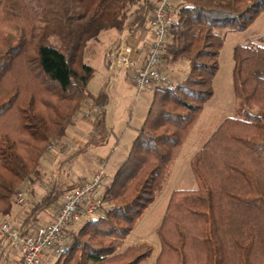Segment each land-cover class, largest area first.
<instances>
[{
    "label": "trees",
    "instance_id": "1",
    "mask_svg": "<svg viewBox=\"0 0 264 264\" xmlns=\"http://www.w3.org/2000/svg\"><path fill=\"white\" fill-rule=\"evenodd\" d=\"M152 0H0V218L26 183L40 181L48 146L62 140L84 104L106 107L107 84L88 92L94 68L82 60L101 32L144 27ZM264 12V0H179L161 53L187 62L184 80L155 89L125 159L105 186L101 214L69 231L54 264H140L152 249L117 253L154 202L192 126L212 98L224 37L243 33ZM234 97L243 105L222 120L190 160L196 182L169 198L156 233L155 264H264V45L232 50ZM22 73L35 93L8 79ZM44 101V102H43ZM13 122L12 124L9 122ZM105 130V112L96 120ZM73 187V186H72ZM70 186V188H72ZM54 187L23 222L58 208ZM130 254V256H129Z\"/></svg>",
    "mask_w": 264,
    "mask_h": 264
},
{
    "label": "rangeland",
    "instance_id": "2",
    "mask_svg": "<svg viewBox=\"0 0 264 264\" xmlns=\"http://www.w3.org/2000/svg\"><path fill=\"white\" fill-rule=\"evenodd\" d=\"M217 33L225 39L218 58L219 69L212 84L213 96L205 104L201 114L179 148L178 154L172 162L165 182L160 192L156 195L154 202L145 210L143 216L135 224L133 232L119 244L116 251L120 253L132 247L133 249L128 251L131 254L136 248L141 247V245L151 247V257L142 261L140 264H155L156 262L157 255L160 251V242L156 230L160 225L171 194L177 190H192L196 188V182L190 168L192 156L201 148L205 140L222 120L227 117H235L238 111L243 109L242 103L233 94L232 50L236 44L264 45V12L258 16L255 22L244 33L229 32L226 30ZM100 36L102 35L100 34ZM109 43L106 37L101 39L100 44L98 39L96 41H90L83 51V62L92 66L95 70L94 76L88 84L87 89L89 93L97 92L101 82L104 80V75L106 74L104 60L106 67L107 62L103 55L105 52L112 53L111 49L108 48ZM104 47L106 48L104 49ZM162 68L171 79L170 85L182 82L188 72L187 62L182 59L174 64L164 62ZM8 79L27 85L35 93L36 100H39L37 87L28 85L31 81L26 75L15 72ZM111 91L112 99L106 116L108 128L106 129L105 127L104 132L99 127H93L91 125L96 124V120L106 111L108 105L104 108L93 106L88 102L74 116L72 125L66 131V134H72V136L74 135L79 139V144H71L62 139L60 141H53L48 146L39 165L40 181L36 182L33 186L26 183L19 190L23 191L25 200L20 205L22 210L19 220L12 222L15 223V227L22 230L28 228V225H22L21 219L30 214L29 211L32 206L41 200L44 193L54 190L53 186L56 188L59 186L64 191L66 188H70V186L80 185L85 182L84 178L81 177V173L89 167L88 161L78 160L82 155L85 156V153L71 161L70 157L76 153L84 141L96 138L103 133L105 134V140L93 151L94 155L98 156L96 158L98 159V163H95V166H100L103 160H109L106 164V171L109 175V182L111 181L117 166L127 156L130 146L136 137L135 130L142 124L152 98V95L146 93L136 96L134 87L131 84H125L115 92L114 89ZM9 123L12 124L13 122L11 121ZM77 123L85 124L88 128L85 126L84 128H79ZM111 127L113 129L112 132L110 130ZM116 141H118L117 145ZM115 147L116 149L114 150ZM15 205H17L16 202ZM109 205L110 203L104 202V209H107ZM0 221L9 220L0 218ZM30 224L39 225L40 223L38 224L35 220H31ZM135 238H145V240L140 241L135 240ZM57 258L47 255L42 259L41 264H54Z\"/></svg>",
    "mask_w": 264,
    "mask_h": 264
},
{
    "label": "built area",
    "instance_id": "3",
    "mask_svg": "<svg viewBox=\"0 0 264 264\" xmlns=\"http://www.w3.org/2000/svg\"><path fill=\"white\" fill-rule=\"evenodd\" d=\"M178 3L179 0H156L146 21L150 42L143 58L133 57L135 50L126 43H120L112 53H104L110 74L117 70L132 72L136 96L153 94L156 88L171 84V79L161 70V53L169 29L176 21ZM108 183L109 175L105 167H101L89 181L63 191L61 203L51 221L30 225L24 230L10 221H0V238L18 250V264H41L47 255L58 256L69 239L70 230L101 214L104 188ZM24 200L23 191H18L16 204L21 205Z\"/></svg>",
    "mask_w": 264,
    "mask_h": 264
},
{
    "label": "crops",
    "instance_id": "4",
    "mask_svg": "<svg viewBox=\"0 0 264 264\" xmlns=\"http://www.w3.org/2000/svg\"><path fill=\"white\" fill-rule=\"evenodd\" d=\"M152 1L155 4L156 0H152ZM100 34L102 36L99 35V37H98L99 44L101 42V39L106 37V40L110 42L108 44V46H109L108 48H110L112 52L114 51V48L117 47L120 43L129 44V45L133 46V48L135 50V54L133 55V57H135V58L139 57V56L141 58H143L145 56V54L147 52V48H148L149 42H150V36H149V34H148L147 30H146V24L144 25V27L136 29V30H132V31L124 30L122 32H117L115 30H108V31H103ZM225 37H226V35H225ZM105 48L106 47H104V49ZM101 52H102V50H101ZM103 56H102V58L104 59ZM104 66L106 68V71H105L106 74L104 75V80L101 82L98 90L104 84H107V91H108L109 104H110V101L112 99V96H111V92H112L111 90L112 89H114V92H115L118 88L122 87L125 84H131L132 85V77H131L132 72L130 70H118V71H114L112 74H110L108 69H107V67H106L105 60H104ZM98 90H97V92H98ZM97 92L92 93V94H96ZM149 95H151V94H149ZM109 104H108V106L106 108V111H105V127H106V129L108 128L107 119H106L107 117L106 116H107V111H108ZM77 124H78L79 128H84V126L86 128H88V126L85 125V124L84 125L79 124V123H77ZM91 126L98 127L96 124H92ZM110 130H111V132L113 131L112 127L110 128ZM101 131L104 132V130H102V129H101ZM104 137H105V134L103 133V134L99 135L96 138H92V139H90L88 141L87 140L84 141L83 145L80 148H78L76 153H74L70 157L71 158L70 161H71V160L79 157L81 154L85 153V156L82 155L81 157L78 158V160H85V161L87 160L88 161V166L89 167L86 170H83L82 173H81V177L84 178L85 182L89 181L91 179L92 175L97 170H99L101 167H105V169H106V164L109 162V160H103V162H101L100 166H98V167L95 166V163H98L97 162L98 159H96V158H98V156L94 155L93 151L103 143V141L105 140ZM63 139L66 140L68 143H71V144L72 143L79 144V142H80L79 139H77L74 135L72 136V134L71 135L66 134ZM80 140L82 141V139H80ZM117 144H118V141H116V145ZM115 149H116V147L114 148V150ZM62 186H64V185H62ZM54 187L55 186H53V188ZM32 208H33V206H32ZM32 208H31V210H32ZM57 209L58 208H50V209H47V210L39 213L37 215V217H36V222H38V224L39 223L40 224H44V223H46L48 221H51L52 218L54 217V214L56 213ZM21 210L22 209H21L20 205L13 206V208H12V210L10 212V215L8 217H6L5 220H9L10 222H14L16 220H19ZM30 211H29V213H30ZM27 216H24L21 219L22 225H23V222H24V220L26 219ZM13 224H15V223H13ZM30 225H32V224L29 223L28 227ZM136 239L137 238H135V240ZM137 240L144 241L145 238H139ZM19 257H20V255H19L18 250L16 248H14L12 244H10L9 242L5 241L3 238H0V264H18L19 263Z\"/></svg>",
    "mask_w": 264,
    "mask_h": 264
}]
</instances>
